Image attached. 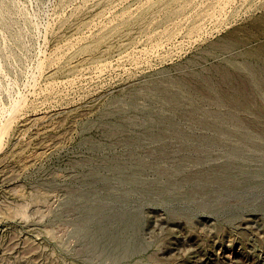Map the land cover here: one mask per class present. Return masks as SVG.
Wrapping results in <instances>:
<instances>
[{"label":"rangeland","instance_id":"1","mask_svg":"<svg viewBox=\"0 0 264 264\" xmlns=\"http://www.w3.org/2000/svg\"><path fill=\"white\" fill-rule=\"evenodd\" d=\"M263 47L264 0H0V264H264Z\"/></svg>","mask_w":264,"mask_h":264},{"label":"bare ground","instance_id":"2","mask_svg":"<svg viewBox=\"0 0 264 264\" xmlns=\"http://www.w3.org/2000/svg\"><path fill=\"white\" fill-rule=\"evenodd\" d=\"M264 48V47H263ZM264 77V76H263ZM263 83V82H262ZM264 85V84H263ZM263 89V88H262ZM233 98V97H232ZM234 100V99H233ZM234 102V101H233ZM200 120V119H199ZM203 121V120H202ZM207 123H203V125H202V122H201V126H205ZM209 124V123H208ZM230 124V123H229ZM231 124H232V122H231ZM222 125V124H221ZM243 125V124H242ZM212 126H213V124H212ZM216 126V125H215ZM232 126V125H231ZM234 126V125H233ZM220 127V126H219ZM235 128H239V127H235ZM228 130H230V128H228ZM238 130H240V129H238ZM241 131V130H240ZM242 131H244V130H242ZM39 200V199H38ZM39 201H41V200H39ZM252 262V261H251ZM256 263V262H255Z\"/></svg>","mask_w":264,"mask_h":264}]
</instances>
